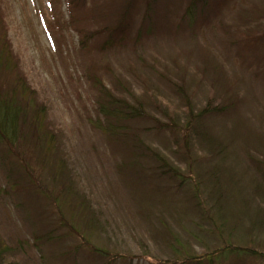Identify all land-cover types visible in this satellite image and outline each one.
Listing matches in <instances>:
<instances>
[{
    "label": "rangeland",
    "instance_id": "obj_1",
    "mask_svg": "<svg viewBox=\"0 0 264 264\" xmlns=\"http://www.w3.org/2000/svg\"><path fill=\"white\" fill-rule=\"evenodd\" d=\"M128 1L0 0V37L16 62L0 66V92L21 75L35 103L16 146L0 142V264H192L189 257L206 255L209 264L215 253L214 264H264V0L221 2L192 23L184 17L190 0H160L147 21L137 3L123 34L114 29ZM103 86L143 100L149 117L128 125L194 178L208 165L193 162L191 172L172 152L180 132L159 131L154 120L182 128L188 98L195 111L233 104L201 123L227 150L221 187L200 184L213 220L201 219L191 181L158 176L129 141L106 131L97 107ZM37 108L47 140L32 122ZM61 162L96 231L53 180Z\"/></svg>",
    "mask_w": 264,
    "mask_h": 264
},
{
    "label": "trees",
    "instance_id": "obj_2",
    "mask_svg": "<svg viewBox=\"0 0 264 264\" xmlns=\"http://www.w3.org/2000/svg\"><path fill=\"white\" fill-rule=\"evenodd\" d=\"M159 1L160 0H129L124 7L125 10L120 14L118 26L114 29V31L125 34L128 30H130V10L135 6V4L137 5V3L145 4L147 10V14L145 16V18H147L146 21L151 20L150 17L155 11L156 5ZM228 1L230 0H190L185 9L184 17L192 23L195 21L198 11L203 13L207 9L214 10L215 6L221 4V2L227 3ZM15 65L16 62L10 57V47L6 42V35L3 34L0 37V66L13 69L15 68ZM16 81L17 82L12 89L0 92V142H4L12 148L16 146L21 134V127L28 117L25 110L26 107L31 105L34 106L35 104L33 99L34 91L26 83L24 78L19 75ZM178 88L179 94L183 99L184 94L181 92L182 87L178 86ZM101 89L102 90L99 92L100 99L98 100L97 107L100 115L106 122V131L115 138H121L124 141H129L131 148L138 153V160L148 161L151 164L154 163V171L158 176L172 181L180 180V185L187 184L188 180L191 181V184H189L192 192L191 198L196 207L201 210V219L213 220L212 217L206 213V210L202 205V198L199 193L200 184H202V181H206L207 183L213 185L211 186L212 193L216 188L221 187L223 168L221 165L227 150L225 144H221V141H218L213 136L208 135L209 133L205 128V124L202 125L201 123L207 121L208 118L223 115L233 104L224 105L221 104V102H212L209 104L207 103L203 108L195 111L192 105L188 103V98L183 100L187 108V115H185V121L182 128H180L181 124L178 126V121L176 122L172 118H169L170 125L165 126L161 123L158 124V122L154 120L159 131H164L168 128L171 130L170 132H172L173 135H175V130L180 132V134L176 135L173 139L174 144L172 145V152L184 157L188 161L187 168L189 167L190 171L192 169L193 162H203L208 165V168L202 177L196 175L197 178H194L192 175H183L164 154L145 144L138 133L133 131L132 128H130V125H128L130 121L143 120L144 118L149 117L144 109L142 99H140V101L133 99V102H130L127 99H119L111 92V90L106 89L104 86ZM33 112L34 116L32 122L37 121L35 123L36 132L41 139L45 138V140H47L46 138L48 133H46V130L43 129L44 111L42 108L39 110L37 108V110H33ZM164 116L166 117L165 114ZM50 139L52 140L50 143L46 141L48 150L53 149V138ZM54 179H59V181L62 182V189H65L66 194L74 199L78 213H80L81 216L87 217L86 227L87 229H90L89 232L96 231L97 227L99 228L100 226L96 224L97 219H95V216L90 211L85 198H80L79 195L74 193L71 189L72 187L64 182L66 177L62 162L60 163V167H58V171H55L53 175V180ZM213 198L215 204L217 205L216 208L220 210L223 205L221 202L220 192L214 193ZM232 248L233 247H231V249ZM228 249H230V247L225 248L222 252H217H221L220 254L223 256L228 255ZM217 254L218 253L214 254L215 257L211 256L212 258L207 262L209 264H214L213 262L217 259ZM208 256L209 255H206L200 258L189 257L186 261L191 262L192 264H204Z\"/></svg>",
    "mask_w": 264,
    "mask_h": 264
}]
</instances>
